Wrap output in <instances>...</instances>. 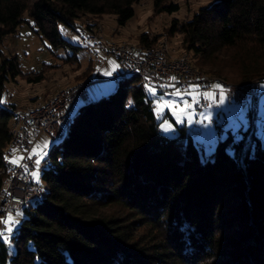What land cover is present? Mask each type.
Returning <instances> with one entry per match:
<instances>
[{
  "label": "trees",
  "instance_id": "trees-1",
  "mask_svg": "<svg viewBox=\"0 0 264 264\" xmlns=\"http://www.w3.org/2000/svg\"><path fill=\"white\" fill-rule=\"evenodd\" d=\"M142 1L0 0V98L23 75L17 55L1 47L25 22L53 54L71 48L65 59L80 63L82 45L62 37L59 25L76 31L84 18L104 15L125 25ZM153 1L157 13L180 10ZM169 33L182 36L199 69L232 83L264 82V0H215L191 19H173ZM96 72L93 65L88 76ZM115 84L71 117L42 169L48 192L21 209L13 256L0 240V264H264V130L258 123L250 133L256 110L249 107L240 136L229 130L205 154L193 127L172 118L178 134L161 131L139 77ZM16 109L0 103V188Z\"/></svg>",
  "mask_w": 264,
  "mask_h": 264
},
{
  "label": "rangeland",
  "instance_id": "rangeland-1",
  "mask_svg": "<svg viewBox=\"0 0 264 264\" xmlns=\"http://www.w3.org/2000/svg\"><path fill=\"white\" fill-rule=\"evenodd\" d=\"M214 1L215 0H168V3H176L180 5V10L174 12L173 14H169L165 12H155L154 1L144 0L135 5L136 13L134 17H132L125 25H120L118 23L116 15H104L99 18H84L79 22V26H77L76 31L64 24L59 25V30L62 37L67 39L70 43L78 46L83 45L81 34L79 32L80 28L87 25L90 21L91 23H95L97 25V31L100 32L101 36H103L108 42L114 44H137L140 43V36L142 34H147L151 41L156 40L153 46H156L160 42H165L169 46L170 50H175L173 53L175 56L183 54L186 55L195 70L206 73L211 77H218L217 75L209 74L196 67V65H194L192 53L188 52L183 46L182 36L180 34L172 36L169 33L173 19H177L179 22L191 19L193 15L202 7L209 6ZM25 18L29 19L28 14L25 15ZM49 47L50 42L37 34L27 22L19 28L15 36H11L5 40L1 50L7 56L17 55L23 75L18 76L15 81L10 80L6 83V90L0 98L1 104H6L9 107L10 104L14 103L17 106V110H22L35 102H46L64 88L75 86L82 83L84 80L91 78L88 75L92 73L93 65L97 72L100 71L104 74L106 70L110 69V62H114L116 65L119 63L117 57L114 55L101 53L96 58L95 56L85 53L84 50L77 52L81 61L80 63H68L65 58L69 55V52H72L71 48H60L56 54H53ZM92 59L93 61L91 62ZM116 70L117 68L113 71V73ZM40 74L44 76V80L42 82L35 83L31 81ZM112 75L105 76L112 77ZM84 76L86 77L84 78ZM116 87L117 85L115 82L110 80L101 83L100 86L93 84L90 91L91 93L96 94V96L101 97L104 94L106 95L111 93ZM179 89L183 90L182 88ZM157 90L158 97L159 95L172 92L173 89H167L164 92H159L158 88ZM258 90L262 95L256 114L260 119L258 130L259 133L262 134L264 130V82L259 84ZM149 97L152 98L153 106L155 107L157 97H153L150 94ZM188 99L190 100L191 98L189 97ZM82 105V101L80 99L77 100L72 108V116L79 112ZM248 112V106H243L235 101L229 102L228 97L223 104H213L211 107L206 108L203 112H201L198 117L201 121L203 119L201 114L209 115L211 117V121H216L217 124L212 125L208 121H204L202 123V133L195 138V141L201 143L204 153L208 154L215 148L216 143L220 139L226 137L229 130L237 132L238 136L241 135L240 130H245L250 122ZM196 116L197 112L195 111L193 123ZM172 118L175 119L172 113L165 110L163 118L161 120H157L160 121V124L164 120L172 123L173 130L171 132H164L161 128L160 129L169 136H176L178 134V127L175 125ZM193 123L188 124L185 120L184 123L178 125H186L187 128L191 129L193 127ZM220 126H222L221 132H219ZM262 135V138L264 139V134ZM43 139H47L49 141V148L48 155L41 164L39 184L41 185L44 194H46L48 192V186L46 181L42 178V169L49 165L48 159L50 157V152L54 144L57 143V140H54L48 135H42L38 142ZM19 211L23 213L20 220L21 224L26 218V213L24 210ZM8 248L10 255L13 256L16 252V242L13 238L11 240V247L8 245Z\"/></svg>",
  "mask_w": 264,
  "mask_h": 264
},
{
  "label": "built area",
  "instance_id": "built-area-1",
  "mask_svg": "<svg viewBox=\"0 0 264 264\" xmlns=\"http://www.w3.org/2000/svg\"><path fill=\"white\" fill-rule=\"evenodd\" d=\"M85 53L98 57L101 53L114 55L118 59L119 67L112 77H107L98 71L92 78L84 80L75 86L64 88L56 93L46 102H35L22 110L13 112L14 118L11 124L12 136L9 147L6 149L7 157H11V149L17 148L19 152L27 157V152L42 135H48L54 140H60L65 134L67 126L72 117V108L77 100L83 104L93 102L94 97L90 91L93 84L100 86L101 83L113 80L119 83L127 76H137L144 84H154L157 88L160 85L175 83L178 88L185 89L189 84L200 85L201 91H211L210 85L220 83L227 89L229 102L235 101L243 106L254 110L259 107L261 95L258 85L254 81L246 83H230L223 78L209 76L206 73L195 70L190 64L186 55L175 56V50H170L165 42L156 46L142 43H121L108 42L100 32L97 31L95 23L88 22L80 28ZM176 77V81H170V77ZM149 78V79H146ZM213 104H219L218 92L217 101L210 102L201 98L200 104L196 106L197 116L193 123L192 134L194 136L202 132V123H199V114ZM254 118V126L250 133H255L259 117L256 111L251 114ZM214 124L212 120L210 122ZM34 159H25L23 163L28 165L29 172L34 171ZM6 167L9 176L4 179L0 188V216L5 217L9 211L13 213L21 210L33 201H42L44 192L39 183L24 171L20 166L13 165L6 160Z\"/></svg>",
  "mask_w": 264,
  "mask_h": 264
},
{
  "label": "snow or ice",
  "instance_id": "snow-or-ice-1",
  "mask_svg": "<svg viewBox=\"0 0 264 264\" xmlns=\"http://www.w3.org/2000/svg\"><path fill=\"white\" fill-rule=\"evenodd\" d=\"M119 65H116L114 62H110V69L105 71V75L111 76L113 71L118 68ZM146 79H149L146 77ZM170 81H176V77H170ZM160 87H170L172 92L166 93L164 95H159L157 97V86L154 84H146L145 88L153 97H157L155 101L154 112L158 120H161L164 116L165 110L172 113L175 117V122L177 124L184 123L185 120L188 124L193 123V117L195 115L196 106L200 104L201 98L206 101L216 102L217 101V92H218V102L223 104L227 98L226 93L227 89L220 83H214L209 86L211 91H201L200 85L198 84H189L187 88L181 90L175 86V83H170L168 85H160ZM191 98L190 100L188 98ZM132 102L129 101V104ZM203 119L198 121L203 123L204 121L211 122V117L209 115H203ZM160 128L164 132H171L173 130V125L167 120H164L160 124ZM49 141L43 139L42 141L36 143L30 150H25L27 152V157L24 154L20 153L17 148L11 149V157H5L9 163L20 166L28 173L32 179L37 183L40 181V172L42 161L48 155ZM35 170L29 172L28 165L23 163L25 159L33 160ZM23 213L19 210H16L15 214L12 211H9L5 217H0V240L5 244H8L11 247L12 236L14 235L15 229L20 224V220Z\"/></svg>",
  "mask_w": 264,
  "mask_h": 264
},
{
  "label": "water",
  "instance_id": "water-1",
  "mask_svg": "<svg viewBox=\"0 0 264 264\" xmlns=\"http://www.w3.org/2000/svg\"><path fill=\"white\" fill-rule=\"evenodd\" d=\"M96 73H97V72H96ZM95 95H96V94H93V93H92V96H93V97H94ZM259 120H260V119H259ZM258 123H259V121H258ZM252 127H253V126H252ZM252 127H251V128H252ZM250 131H251V130H250Z\"/></svg>",
  "mask_w": 264,
  "mask_h": 264
},
{
  "label": "crops",
  "instance_id": "crops-1",
  "mask_svg": "<svg viewBox=\"0 0 264 264\" xmlns=\"http://www.w3.org/2000/svg\"><path fill=\"white\" fill-rule=\"evenodd\" d=\"M229 101V100H228Z\"/></svg>",
  "mask_w": 264,
  "mask_h": 264
}]
</instances>
